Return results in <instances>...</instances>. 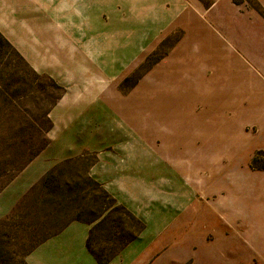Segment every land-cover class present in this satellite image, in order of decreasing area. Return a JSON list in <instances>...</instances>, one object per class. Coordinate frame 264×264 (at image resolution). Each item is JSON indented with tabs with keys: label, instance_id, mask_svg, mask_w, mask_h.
Listing matches in <instances>:
<instances>
[{
	"label": "rangeland",
	"instance_id": "obj_1",
	"mask_svg": "<svg viewBox=\"0 0 264 264\" xmlns=\"http://www.w3.org/2000/svg\"><path fill=\"white\" fill-rule=\"evenodd\" d=\"M50 1L12 0V36L18 29L30 30L27 23L36 22L40 31L41 24L66 20L55 11V4L53 13H47L45 6ZM228 1L236 8L229 7ZM193 2L212 8L202 14L207 25L204 35L209 33L218 39L231 60L216 57L215 42L205 40L208 35L202 38L201 31L178 22L122 78L118 90L122 96H129L130 103L144 95L145 106L155 109L154 122L166 136L167 131L176 128L181 136L177 157L161 154L163 160H171L170 165L179 168L192 165L194 169L186 178L177 177L183 178L191 191L193 205L191 214L189 211L191 220L180 225L177 222L174 229V244L169 251H182L174 263L264 264V110L260 107L262 102L258 103L260 109H250L248 98L240 95V99L238 92L242 72L248 79L264 81V58L256 53L259 46H264V8L258 0ZM218 11H226L225 20L218 19ZM147 29L150 34L143 38L141 46L148 44L157 30L156 25ZM95 32L108 30L97 28ZM134 45L136 55L127 52L118 56L117 68L127 57L141 56L137 43ZM63 51L69 53L71 47ZM182 53L188 56H181ZM65 92L64 86L26 61L13 39L11 44L0 33V191L50 144V113ZM260 96L264 98L263 94ZM148 111L145 133L153 140L158 133L149 120L152 111ZM169 147L158 138L145 145L146 150L167 152ZM95 157L87 152L60 163L46 175L45 184L40 182L37 188L42 191L34 196V207L49 212L44 223H91L114 206L111 195L88 174ZM161 176L164 183L163 178L168 175L162 170ZM41 199L49 207L37 204ZM125 211L121 207L112 209L108 221L92 236V249L101 260L107 261L116 254L118 238L130 243L141 228V223ZM207 211L209 219H200ZM44 227L32 226L27 216L16 214L2 221L0 264H27L24 257L40 237L35 232Z\"/></svg>",
	"mask_w": 264,
	"mask_h": 264
},
{
	"label": "crops",
	"instance_id": "obj_2",
	"mask_svg": "<svg viewBox=\"0 0 264 264\" xmlns=\"http://www.w3.org/2000/svg\"><path fill=\"white\" fill-rule=\"evenodd\" d=\"M258 2L264 8V0ZM46 4L47 13H53L55 4V11L66 20L53 25L41 24L40 31L36 22L27 23L30 30L18 29L12 36V0H0V33L11 44L12 39L16 42L36 71L66 88L50 113L53 124L50 144L0 191V223L16 214L27 216L32 226L46 225L35 232L40 237L24 257L27 264H99L89 250V241L99 226L108 221L109 212L122 207L141 223V228L130 243L117 239L118 249L110 264H176L175 257L182 251L174 254L169 251L174 244V229L177 222L180 225L191 220L193 205L191 191L183 178L177 177L186 178L194 169L192 165L179 168L170 165L171 160H163L161 154L177 157L181 136L177 135L176 128L167 131L166 136L154 122L155 109L145 106L144 95L136 103H130L129 96H122L118 86L145 53L174 30L178 22L201 31L202 38L208 35L211 39L205 40L215 42L216 57L230 61L232 57L226 56L219 40L209 33L204 35L207 25L202 14H208L212 8L194 5L193 0H51ZM229 7L236 8L230 2ZM225 12L218 11L219 20L224 19ZM149 25H156L157 30L148 44L141 46L143 38L150 34ZM97 28L108 32L96 33ZM136 43L141 56L127 57L121 68H117L118 56L127 52L136 55ZM70 47L71 52L63 51ZM256 51L264 58V46ZM238 92L240 99L241 96L248 98L250 109L264 110V98L260 96L264 97L263 80L248 79L242 72ZM148 110L152 111L149 120L158 133L153 140L145 133ZM156 138L171 146L168 152L145 149L146 141L155 142ZM87 152L96 156L88 169L89 176L111 195L115 205L91 223L81 220L44 223L43 218L49 212L42 213L34 207V196L42 191L37 186L58 164L78 159ZM162 170L168 175L164 176V183ZM37 204L49 207L42 199ZM206 215L208 211L199 218L207 221Z\"/></svg>",
	"mask_w": 264,
	"mask_h": 264
},
{
	"label": "trees",
	"instance_id": "obj_3",
	"mask_svg": "<svg viewBox=\"0 0 264 264\" xmlns=\"http://www.w3.org/2000/svg\"><path fill=\"white\" fill-rule=\"evenodd\" d=\"M49 175V174H48ZM47 175V176H48ZM47 176H45L44 178H43V180L41 181L42 182V184H45V182H46V178H47ZM106 192V191H105ZM107 193V192H106ZM108 194V193H107ZM115 202V201H114ZM116 203V202H115ZM115 205V204H114ZM121 209H123L124 211H125V209L124 208H122L121 207ZM135 222H138L137 220H136V218L132 215V214H130L128 211H125ZM133 216V217H132ZM136 237L135 236H132V238H130V241L129 242H131V241H133L134 239H135ZM88 247H89V250H90V252L96 257V259H97V261H98V263L99 264H110V262L112 261V259L114 258V256L116 255V254H114V256L112 257V258H110L109 260H107V261H104V260H101L100 258H99V256H96L95 255V253H94V251H93V249H92V246H91V239H90V241H89V244H88Z\"/></svg>",
	"mask_w": 264,
	"mask_h": 264
}]
</instances>
